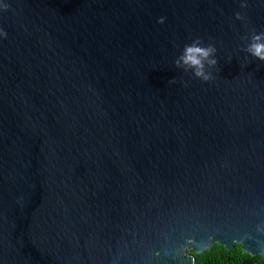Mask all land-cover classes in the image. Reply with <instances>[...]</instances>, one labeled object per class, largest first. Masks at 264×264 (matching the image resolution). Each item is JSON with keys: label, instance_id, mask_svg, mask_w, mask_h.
Here are the masks:
<instances>
[{"label": "water", "instance_id": "1", "mask_svg": "<svg viewBox=\"0 0 264 264\" xmlns=\"http://www.w3.org/2000/svg\"><path fill=\"white\" fill-rule=\"evenodd\" d=\"M5 3L0 264H193L192 240L264 249V63L247 51L264 4ZM194 41L216 49L211 82L176 65Z\"/></svg>", "mask_w": 264, "mask_h": 264}, {"label": "clouds", "instance_id": "2", "mask_svg": "<svg viewBox=\"0 0 264 264\" xmlns=\"http://www.w3.org/2000/svg\"><path fill=\"white\" fill-rule=\"evenodd\" d=\"M259 2L264 4V0H259ZM241 7H247V4H242ZM9 9L10 5L5 3V0H0V13L7 12ZM237 19H240L239 14H237ZM158 23L163 25L165 23V18L161 17L158 20ZM0 39H7V33L3 28H0ZM247 51L251 56L264 63V34L253 36L252 42L249 44ZM215 52V47H205L202 46L200 42L194 41L192 44L185 46L182 55L176 61V65L177 67L183 66L185 69L194 70V75L197 79L204 83H208L211 82L214 77L210 72L206 71V66L208 68H214L218 65V61L214 58ZM170 83H176V81L172 80ZM188 243L189 246L185 248V252L192 258L193 264H196V258L203 256L213 248H219L221 246L228 250L236 249L241 257L254 260L255 264H264V249L258 253H254L246 247L243 241H235L232 243L231 247L220 241L204 244L192 240Z\"/></svg>", "mask_w": 264, "mask_h": 264}, {"label": "trees", "instance_id": "3", "mask_svg": "<svg viewBox=\"0 0 264 264\" xmlns=\"http://www.w3.org/2000/svg\"><path fill=\"white\" fill-rule=\"evenodd\" d=\"M196 264H255V262L246 257H241L236 249L227 250L221 246L196 258Z\"/></svg>", "mask_w": 264, "mask_h": 264}]
</instances>
